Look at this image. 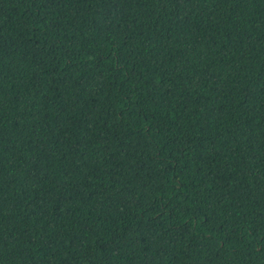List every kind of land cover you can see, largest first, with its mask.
I'll list each match as a JSON object with an SVG mask.
<instances>
[{
    "label": "trees",
    "instance_id": "obj_1",
    "mask_svg": "<svg viewBox=\"0 0 264 264\" xmlns=\"http://www.w3.org/2000/svg\"><path fill=\"white\" fill-rule=\"evenodd\" d=\"M0 264H264V0H0Z\"/></svg>",
    "mask_w": 264,
    "mask_h": 264
}]
</instances>
